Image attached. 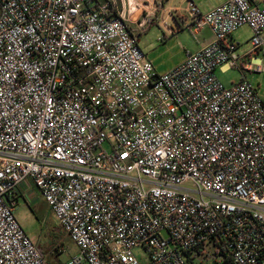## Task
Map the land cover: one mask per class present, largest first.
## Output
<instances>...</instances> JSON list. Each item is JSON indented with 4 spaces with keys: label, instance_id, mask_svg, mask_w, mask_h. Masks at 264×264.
<instances>
[{
    "label": "built area",
    "instance_id": "built-area-1",
    "mask_svg": "<svg viewBox=\"0 0 264 264\" xmlns=\"http://www.w3.org/2000/svg\"><path fill=\"white\" fill-rule=\"evenodd\" d=\"M184 12L212 40L159 75L113 0H0V264H48L14 217L26 183L67 264H264V102L244 74H264V0Z\"/></svg>",
    "mask_w": 264,
    "mask_h": 264
},
{
    "label": "rangeland",
    "instance_id": "rangeland-1",
    "mask_svg": "<svg viewBox=\"0 0 264 264\" xmlns=\"http://www.w3.org/2000/svg\"><path fill=\"white\" fill-rule=\"evenodd\" d=\"M113 1L135 33L138 47L159 75L173 70L184 60L187 53L196 52L204 41L212 39L208 28L203 29L195 37L185 29L181 31L177 29L176 15H169L168 9L170 6H178L182 0ZM191 1L197 7H208L219 0ZM181 5L185 6V2L183 1ZM171 29L175 34L173 37L169 36ZM251 36L252 31L247 26H242L231 34L237 46L236 54L241 55L251 49L249 44ZM257 58L262 60V51H258ZM244 74L245 79L255 87L258 97L264 102V74L254 72ZM214 75L225 87L239 82L242 78V73L236 68H218ZM14 217L24 233L45 255L48 264H67L77 255V248L58 226L44 202L39 200L29 204L19 196ZM134 252L138 257L145 258L144 252L138 250ZM211 253L212 248L209 249V254Z\"/></svg>",
    "mask_w": 264,
    "mask_h": 264
},
{
    "label": "crops",
    "instance_id": "crops-1",
    "mask_svg": "<svg viewBox=\"0 0 264 264\" xmlns=\"http://www.w3.org/2000/svg\"><path fill=\"white\" fill-rule=\"evenodd\" d=\"M183 1L185 2V6L181 5ZM225 1H226V0H219L217 3H214V4H212L211 6H208V7H201V6L197 7V6H195V5L193 4V2H192L191 0H182L181 4H179L178 6H170L169 9H168V11H169V14L171 13L172 15H173V14H174V15H177V14H181V15H183V14H185L184 9L186 8V4L189 2V3H191L192 5H194V6L198 9V11H199L201 14H205V13L209 12L210 10H212L214 7H216V6L220 5V4H222V3L225 2ZM178 18H179V17H177V23H176V26H177V29H178L179 31H181V26H179ZM173 21H174V19H173ZM171 30H172V29H171ZM172 31H173V30H172ZM168 33H169V32H167V34H168ZM174 35H175V34H174V31H173V34H170L169 36H170V37H173ZM263 35H264V33H263ZM263 35H262V37H264ZM163 38L166 39L165 37H163ZM263 39H264V38H263ZM211 40H212V39H210V40H208V41H204V42L201 44V46H200L199 48H201V47L204 46L205 44L211 42ZM199 48H198V50H199ZM220 68H221V69H222V68L226 69L225 66H222V67H220ZM21 197H22L27 203H29V204L36 203V202L39 201V200H40L41 202H43V201L40 199V197H39L37 191H36V190L34 189V187L31 186L29 183H26V185H25L24 187H22V195H21Z\"/></svg>",
    "mask_w": 264,
    "mask_h": 264
}]
</instances>
